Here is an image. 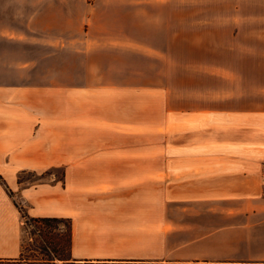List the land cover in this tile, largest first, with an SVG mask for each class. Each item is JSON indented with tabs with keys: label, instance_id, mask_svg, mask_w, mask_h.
<instances>
[{
	"label": "crops",
	"instance_id": "obj_1",
	"mask_svg": "<svg viewBox=\"0 0 264 264\" xmlns=\"http://www.w3.org/2000/svg\"><path fill=\"white\" fill-rule=\"evenodd\" d=\"M227 9L0 0V264H264V0ZM229 15L234 103L169 87L178 33L223 30ZM51 169L62 179L19 181ZM6 185L30 217L70 220L66 259L25 258Z\"/></svg>",
	"mask_w": 264,
	"mask_h": 264
},
{
	"label": "rangeland",
	"instance_id": "obj_2",
	"mask_svg": "<svg viewBox=\"0 0 264 264\" xmlns=\"http://www.w3.org/2000/svg\"><path fill=\"white\" fill-rule=\"evenodd\" d=\"M228 12L234 11V0H228ZM228 26L223 30L178 33L179 43L169 49L170 60L165 59V83L180 89L211 90L213 102L234 103L238 61L234 16H228ZM169 36V33H165ZM177 33H173L176 36ZM170 36L168 39H172ZM166 40L167 37L164 36ZM177 39L176 37L174 38ZM246 68V62H245ZM61 169H51L44 176L27 172L22 179L28 182L62 179ZM19 201L23 202L19 197ZM23 240L25 258H53L57 262L69 255L70 223L67 219H40L24 216ZM235 247L232 242L228 250Z\"/></svg>",
	"mask_w": 264,
	"mask_h": 264
},
{
	"label": "trees",
	"instance_id": "obj_3",
	"mask_svg": "<svg viewBox=\"0 0 264 264\" xmlns=\"http://www.w3.org/2000/svg\"><path fill=\"white\" fill-rule=\"evenodd\" d=\"M45 174H43V175H41V176H44ZM0 180L1 181H3L5 184H6V182H5V180H4V178L0 175ZM19 181H22V176L19 178ZM7 186V188H8V192H9V194L11 195V197H13L14 198V200H15V202L17 203V205L19 206V208H20V210H21V212H22V214H23V217L24 216H27V217H30L29 216V214H28V212L26 211V209H25V206H24V204L22 203V202H20L17 198H16V194H15V192L12 190V189H10L9 188V186L8 185H6ZM40 219H62V218H54V217H44V218H40ZM69 223H70V234H69V242H70V236H71V222H70V220H69ZM69 246H70V244H69ZM26 259H30V260H33V261H50V260H55V259H53V258H48V259H40V258H26ZM64 259H66V258H64Z\"/></svg>",
	"mask_w": 264,
	"mask_h": 264
}]
</instances>
